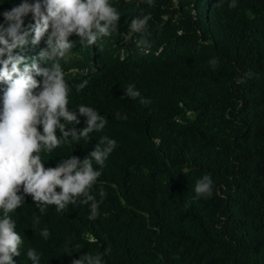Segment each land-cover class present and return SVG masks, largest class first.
Here are the masks:
<instances>
[{
  "label": "trees",
  "instance_id": "16d2710c",
  "mask_svg": "<svg viewBox=\"0 0 264 264\" xmlns=\"http://www.w3.org/2000/svg\"><path fill=\"white\" fill-rule=\"evenodd\" d=\"M21 2L0 0V24ZM110 2L120 14L117 31L87 47L71 37L69 62L61 61L69 110L78 114L83 104L108 123L87 140L41 154L45 167H55L71 155L82 161L102 136L116 140L103 168L93 161L102 175L92 194L100 201L102 187L106 195L94 220L88 205L40 213L26 197L10 213L23 240L14 264H32L29 248L40 264H72L85 253L102 254L103 264H264V0H236L235 8L232 0ZM143 15L151 16L146 31L121 58L131 20ZM44 47L42 40L26 54ZM83 80L88 86L77 93L73 85ZM129 85L151 103L124 95ZM78 118L70 127L82 130L86 118ZM204 175L212 194L196 198Z\"/></svg>",
  "mask_w": 264,
  "mask_h": 264
},
{
  "label": "clouds",
  "instance_id": "9594fccd",
  "mask_svg": "<svg viewBox=\"0 0 264 264\" xmlns=\"http://www.w3.org/2000/svg\"><path fill=\"white\" fill-rule=\"evenodd\" d=\"M149 6L153 0H147ZM237 6L232 0L229 8ZM0 24V264H14L13 258L21 254L23 240L16 231L14 213L31 197L40 213L48 206L63 212L70 205H88L89 220L98 216L99 204L106 193L101 187L97 201L92 188L102 175L96 165L103 168L105 161L117 146L107 135L100 137L98 145L82 161L76 156L61 159L55 167H45L42 153H51L61 144L87 140L93 132H102L108 120L94 108L81 104L78 114L69 110V84L61 61L68 63L74 47L70 38H79L83 47L93 46L99 38L117 31L120 14L110 0H22L19 5L2 13ZM30 17L26 23V18ZM150 15L136 16L131 20L132 33L146 31ZM44 41L46 47L29 56V47L35 49ZM137 46H148L139 40ZM45 64L47 66L42 67ZM209 63L215 67L218 61ZM40 78V79H37ZM88 80L73 85L77 93L88 86ZM129 98H140L142 105L151 100L141 98L134 85L124 93ZM85 117L86 127L77 130L70 125L80 124ZM117 119H127L116 114ZM63 121V122H62ZM42 128V131H41ZM59 131L60 135H57ZM213 181L204 175L195 183V196H211ZM59 189V191H57ZM33 217V227L39 225ZM40 235L47 240L50 232L42 229ZM89 234L88 240L95 242ZM108 249L103 255H107ZM32 264H40L35 249L26 250ZM72 264H103L102 254L85 253Z\"/></svg>",
  "mask_w": 264,
  "mask_h": 264
},
{
  "label": "rangeland",
  "instance_id": "374dc122",
  "mask_svg": "<svg viewBox=\"0 0 264 264\" xmlns=\"http://www.w3.org/2000/svg\"><path fill=\"white\" fill-rule=\"evenodd\" d=\"M139 34L140 33H133L131 36H126L125 39L121 41L119 45V52L121 58H124L128 54V52L133 50L131 45L137 41ZM139 52L144 54L147 53L148 51L145 50V47H141L139 49ZM71 72L75 75H81L83 73H86L87 70L81 71V70L73 69L71 70Z\"/></svg>",
  "mask_w": 264,
  "mask_h": 264
}]
</instances>
